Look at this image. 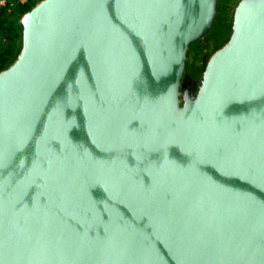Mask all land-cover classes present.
Instances as JSON below:
<instances>
[{
  "label": "water",
  "instance_id": "1",
  "mask_svg": "<svg viewBox=\"0 0 264 264\" xmlns=\"http://www.w3.org/2000/svg\"><path fill=\"white\" fill-rule=\"evenodd\" d=\"M41 0L0 71V264H264V0Z\"/></svg>",
  "mask_w": 264,
  "mask_h": 264
},
{
  "label": "rangeland",
  "instance_id": "2",
  "mask_svg": "<svg viewBox=\"0 0 264 264\" xmlns=\"http://www.w3.org/2000/svg\"><path fill=\"white\" fill-rule=\"evenodd\" d=\"M40 1L41 0H0V7L4 8V16L11 21H16L14 26L19 37V42H14L13 49L14 51H17V55L21 49V33L17 27V23L24 13L18 15L16 7L19 4H30L34 7ZM237 1L238 0H218L215 24L212 30L192 47L189 57H187V71L196 75L201 74L205 69L209 57L226 42L231 28L232 10ZM2 45H5V36L0 33V46ZM17 55L14 59H16ZM14 59L12 60L14 61Z\"/></svg>",
  "mask_w": 264,
  "mask_h": 264
},
{
  "label": "trees",
  "instance_id": "3",
  "mask_svg": "<svg viewBox=\"0 0 264 264\" xmlns=\"http://www.w3.org/2000/svg\"><path fill=\"white\" fill-rule=\"evenodd\" d=\"M32 7L30 4L17 5L18 15H22ZM16 21H11L4 16V8L0 7V33L5 36V45L0 46V70L9 65L17 55L14 51V42H19V37L15 29Z\"/></svg>",
  "mask_w": 264,
  "mask_h": 264
}]
</instances>
